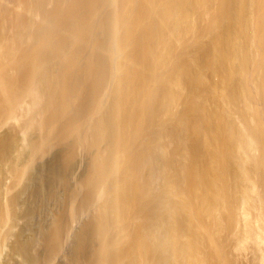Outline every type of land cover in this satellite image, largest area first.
I'll list each match as a JSON object with an SVG mask.
<instances>
[{
    "label": "bare ground",
    "instance_id": "1",
    "mask_svg": "<svg viewBox=\"0 0 264 264\" xmlns=\"http://www.w3.org/2000/svg\"><path fill=\"white\" fill-rule=\"evenodd\" d=\"M0 264H264V0H0Z\"/></svg>",
    "mask_w": 264,
    "mask_h": 264
}]
</instances>
